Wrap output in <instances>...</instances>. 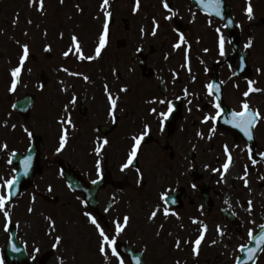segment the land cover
Wrapping results in <instances>:
<instances>
[{
  "label": "flooded vegetation",
  "instance_id": "flooded-vegetation-1",
  "mask_svg": "<svg viewBox=\"0 0 264 264\" xmlns=\"http://www.w3.org/2000/svg\"><path fill=\"white\" fill-rule=\"evenodd\" d=\"M102 2L67 0L69 41L73 45L75 35L84 56H95L105 11L111 13L105 47L99 57L84 59V69H68L64 75L50 68L47 77L40 79V58L29 54V63L24 61L16 89L10 92L11 71L20 66L23 49L8 52L0 39V146L7 144V149L0 147V194L8 191L2 187L4 180L17 177L12 189L16 195L6 205L7 230L0 211V257L4 264H82L75 260V218L82 232L91 231L88 225L95 232L97 244L87 245L88 260L104 256L99 251V231L85 215L91 213L105 233L116 238L125 264L131 262L119 250L121 242L140 251L143 263L149 264L142 247L124 239V230L118 235L115 231L124 215L115 189L128 182L138 194L149 189L156 195L155 206L166 220L220 219L224 230L239 238L233 245L238 250L248 243L249 230L254 234L264 222V157L259 155L264 152V118L253 129L251 140L225 120L233 110L240 111L244 101L264 117V7L260 0H220V15H216L198 0H168L175 15L166 19L172 12L162 0H141L136 12L135 0H109L106 9L101 8ZM249 3L254 14L259 8L256 34L245 11ZM153 18L159 25L156 35H152ZM180 33L185 42L180 41ZM221 35L224 55L219 49ZM250 38L252 47L245 48ZM177 43L179 48L174 47ZM32 64L40 65V71ZM64 76L70 84H61ZM248 80L262 91L245 97ZM210 83L218 85L219 92L210 95L206 87ZM109 92L116 99L111 114ZM161 100L173 106L163 121L159 114L167 111L168 104ZM217 100L221 116L205 121V116H215ZM146 130L133 163L122 169L133 138ZM65 131L67 142L57 152ZM104 139L109 143L97 154L95 148ZM225 145L232 161L221 178L228 161ZM29 156L31 164L24 174L23 161ZM127 171L131 176L125 178ZM245 171L247 186L242 179ZM74 180L76 188L71 186ZM93 181L97 187H90L88 203L81 188ZM162 193H167L166 201L161 200ZM57 235L63 239L53 248ZM106 249L109 264H119L110 247Z\"/></svg>",
  "mask_w": 264,
  "mask_h": 264
},
{
  "label": "rangeland",
  "instance_id": "rangeland-1",
  "mask_svg": "<svg viewBox=\"0 0 264 264\" xmlns=\"http://www.w3.org/2000/svg\"><path fill=\"white\" fill-rule=\"evenodd\" d=\"M260 2L264 7V0H260ZM63 3L60 6V2L55 0H44V10L40 11L39 0H36L35 4L30 0H0V39L4 43L3 47H6L8 52L15 53L18 52L20 45L26 43L29 46V52L40 58L41 67L45 71L55 68L58 74L66 75L67 73L63 69L55 67V63L59 64L60 59L62 61L63 53L70 49L68 23L70 8L67 0H64ZM255 11L256 14L253 13V18L250 21L251 31L256 34L259 27L254 22L259 21V8ZM46 46L47 50L52 52L50 58H45ZM70 61L64 63L69 66V69L85 68V64ZM32 65L38 72L40 65ZM48 74L50 75L52 72L49 71ZM63 80L61 84L71 83L66 80L65 76ZM130 176V171L123 172V177ZM115 192L118 196L117 201L119 202V198L122 201L120 207L124 215L121 223H123L124 216L130 217L122 236L124 239L127 237L128 240L131 239L132 243L137 244L139 248L142 247L145 253L144 257L149 264H177V262L179 264H230L233 257L237 255L233 245L239 238L228 234L220 219L206 220L203 223L199 221L194 226L187 216H183L181 219L166 220L162 218L160 210L154 219H149L151 213L158 209V206H155L156 195H152L149 189L145 194H138L128 182L122 187L116 188ZM198 224H201L199 228ZM74 225L76 230L75 260L82 264L95 262V264H109L110 259H105L103 255L88 260L89 248L87 245L97 244L95 232L92 231L93 226L88 225L87 229L91 231L85 233L82 232L83 229L78 225L76 218ZM204 225H207V230L199 246V254L195 255L193 253L194 240L200 236ZM217 226H220L223 235L217 231ZM177 240L180 241L179 247L176 246ZM185 241L187 242L185 243ZM212 241H216V243L213 244ZM76 253H79L80 257H77ZM256 264H264V254Z\"/></svg>",
  "mask_w": 264,
  "mask_h": 264
},
{
  "label": "snow or ice",
  "instance_id": "snow-or-ice-1",
  "mask_svg": "<svg viewBox=\"0 0 264 264\" xmlns=\"http://www.w3.org/2000/svg\"><path fill=\"white\" fill-rule=\"evenodd\" d=\"M30 2L35 4L36 0H30ZM61 2H63V0H61ZM162 2H163V7L165 9H168L170 12H172L171 8L169 7L168 0H162ZM198 2L203 4L205 10L210 11V12H215L216 15H220V0H207V2H205V0H198ZM108 4H109V0H103V2L101 4V8L102 9H106ZM140 6H141V0H135V7L133 8V12L138 11ZM39 10L40 11L44 10V0H39ZM245 11H246V13L248 15L249 20H251L253 18V8H252L251 3L248 4V6L245 9ZM110 15H111V13H109L108 11H105L106 19H105V23H104V32L101 34L100 43H99V45L97 46V48L95 50V56H84L78 38L75 35H73L72 41H73V45H74V48H75V54L78 55L79 59H81V60H84V59L92 60V59H95L96 57L100 56L101 50L105 47V44H106V37H107V34H108V28H109L107 17H109ZM174 15H175V12H172V15L166 17V19H171L172 16H174ZM29 22H31V21H29ZM14 23H15V21H14ZM153 24L155 25V27L153 28L152 35H156V29L158 28L159 25L157 24L155 18H153ZM141 31L143 32L144 30L141 29ZM216 31L219 33L220 29L217 28ZM180 41L185 42V37H184L183 33H180ZM224 43H225L224 38L221 35L220 38H219V49H220V54L221 55H224ZM252 44H253V41L250 38L247 41V43L244 45V47L245 48H251ZM180 46H181L180 43H177L176 45H174V47H176V48H179ZM22 47H23V55L20 57V66L12 69V71H11L12 83H11V87L9 88L10 92L11 91H15L17 83H18L19 74L21 72V69H22V66L24 64V61L29 56V46L27 44H24ZM46 50H47V46H46ZM137 51H140V49H137ZM205 51H207V49H205ZM71 52H72V49L70 48L68 51H65L63 53V55L67 57V56H69V54ZM186 59H187V57H186ZM63 70L65 72L69 71L67 68H64ZM257 71L259 72V71H261V69H257ZM70 74L71 75H78L77 73H70ZM83 78L85 80L88 79L87 76H84ZM254 84H255L254 81L248 80V85H249L248 91L243 93V95L245 97H248L250 95V93H252V92L262 91L261 89L255 88ZM206 87H207L208 92H209L210 95H212L214 91L215 92H219V86L216 85V84L210 83ZM124 90H125L124 88L121 89V91H124ZM105 91L106 92L108 91V86L107 85H105ZM185 94H187V90H185ZM74 99H73V102H74ZM109 100H110V103H111V109H110V114H111L112 111H114L115 108H116V99H114L112 97L110 92H109ZM160 103H162V104L163 103H167L168 104L167 111L166 112H161L159 114L160 117L162 118V121H163L164 119H167L168 116L173 112V106H172V102L171 101H167L166 102V101L161 100ZM14 107H15V105H14ZM65 107L67 108V105ZM214 107L216 109L215 116H212V117L205 116V118H204L205 121H208L209 119L215 120L216 118L221 116V113L223 112V109L221 108V104H220L219 100H217V102L214 103ZM152 111L155 112L156 109H152ZM262 118H264V117L261 116V113L259 112V110L251 109V107L248 104V102L244 101V102H242L241 110L240 111L233 110L230 113V118L226 119L225 123L230 124V125L234 126L237 129H240L243 132V134L249 140H251V139H253V129L257 126V124L259 123L260 119H262ZM67 122L71 123L70 120L67 121ZM163 126L164 125H163V122H162L161 123V130H163ZM13 128H15V125H13ZM146 129H147V126H146ZM25 131H28V130L25 129ZM28 135L31 136L32 133L28 132ZM146 135H148L147 130L144 133H142L141 136L133 138L134 139V143L132 144L131 151L128 154L127 163L122 165V169L129 167V165H131L133 163V160L137 156V152L139 150L141 141L143 140V137L146 136ZM198 135H201V133H198ZM66 142H67V132L65 131L60 136V146L56 149V151L60 152L65 147ZM108 143H109V141L107 139H104L102 141V143H99L97 145V147L95 148V152L97 154H99L102 151V149L104 148V146L107 145ZM0 147H2L3 149H7V144H4V145H2ZM225 152L228 154V161L223 165L224 172H221V178H223L224 174L228 171V169L230 167V163L232 161V156H231V153H230L227 145H225ZM251 152H252V150H251V148H249L250 157H251ZM259 155L264 157V152H261ZM9 163H11V160H9ZM99 163L100 162L97 161V170L98 171H99ZM252 163L255 164L256 161L253 160ZM30 164H31V157L29 156V157L25 158V160L23 161L24 174H27V171H28V168L30 167ZM137 171H139V169H137ZM213 171H218V170L217 169H213ZM242 179H244L245 186H247L248 185L247 171H245V175H244V177H242ZM261 179H264V177H262ZM16 183H17V177L16 176H13L10 179L4 180V184H3L2 187L6 188L8 191H7L6 194H0V211L3 212V216H4L5 221H6L5 225H4L5 230L8 229V226H9L8 222L10 221V213H9V211L6 208V205L11 201L12 197L16 195V193L14 191H12V189H13V187H14V185ZM93 183H96V181H93ZM195 187H196V185L194 184L193 188H195ZM166 197H167V193H162L161 194V200H165L166 201ZM33 200H35V197H33ZM172 202L175 203V200H173ZM248 204H249V211L251 212L252 207H253V203H252V201H249ZM28 211L32 212L33 209L29 208ZM106 211H107V209H106ZM158 212H159V209L154 210L151 213L149 219H154L158 215ZM163 212H164V215L166 217L170 214L169 213V209L167 207H165L163 209ZM172 214L178 215L176 213H172ZM85 215L89 217L90 222L99 231L100 237L102 239V243L100 244L99 251L102 254H104L105 259H108V252L106 251V246H107V247H110V249H111V255L116 257L119 260V264H125L124 259L121 257L120 253L117 251L116 238L115 237L110 238L105 233V230L101 227V225L98 222L97 218L95 216H92L91 213H85ZM48 219L51 221L50 217ZM129 220H130V217L124 216L123 223H121L119 221L116 222L115 231H116L117 235L119 233H121L125 229V227L128 225ZM193 222L194 223H199V221H197L195 219L193 220ZM51 224H52L53 229H54L55 222L51 221ZM161 227H163V226L161 225ZM206 230H207V225H204L202 227V229H201L200 236L194 242L195 247L193 248V253L195 255L199 254V246H200L202 240L204 239V235H205ZM217 231L220 233V235L224 234L221 231L220 226H217ZM248 237H249V239L253 238L252 230H249ZM62 239L63 238L60 235L55 236L56 243H54L52 245V247L56 248L61 243ZM255 242H256V247H247L246 245H241L240 246V249L242 251L246 252L247 259H249V260H253L255 253L258 250H261L260 246L264 245V231L260 232V234L255 237ZM212 243L215 244L216 241H212ZM176 246L177 247L180 246V241L179 240H177V245ZM13 249L15 251H19V249L15 248L14 245H13ZM37 251H38V249H37ZM0 264H4L2 257H0ZM137 264H142V262L139 259H137ZM177 264H179V262H177Z\"/></svg>",
  "mask_w": 264,
  "mask_h": 264
},
{
  "label": "water",
  "instance_id": "water-1",
  "mask_svg": "<svg viewBox=\"0 0 264 264\" xmlns=\"http://www.w3.org/2000/svg\"><path fill=\"white\" fill-rule=\"evenodd\" d=\"M262 231H264V226L261 228L260 232H262ZM252 242H253V244H256L255 238L253 239ZM255 255H256V253H255ZM255 255H254V259H255ZM254 259L253 260L247 259L246 252L245 251H241V257L238 259L236 264H251L254 261Z\"/></svg>",
  "mask_w": 264,
  "mask_h": 264
}]
</instances>
